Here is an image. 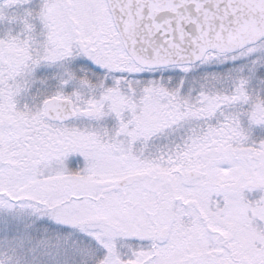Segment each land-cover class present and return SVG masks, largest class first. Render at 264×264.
I'll return each mask as SVG.
<instances>
[{"label":"snow or ice","instance_id":"obj_1","mask_svg":"<svg viewBox=\"0 0 264 264\" xmlns=\"http://www.w3.org/2000/svg\"><path fill=\"white\" fill-rule=\"evenodd\" d=\"M0 264H264V0H0Z\"/></svg>","mask_w":264,"mask_h":264}]
</instances>
